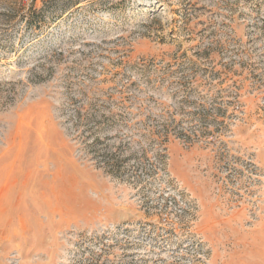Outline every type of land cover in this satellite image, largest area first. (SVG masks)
Listing matches in <instances>:
<instances>
[{
    "label": "rangeland",
    "instance_id": "374dc122",
    "mask_svg": "<svg viewBox=\"0 0 264 264\" xmlns=\"http://www.w3.org/2000/svg\"><path fill=\"white\" fill-rule=\"evenodd\" d=\"M0 264H264V0H0Z\"/></svg>",
    "mask_w": 264,
    "mask_h": 264
}]
</instances>
